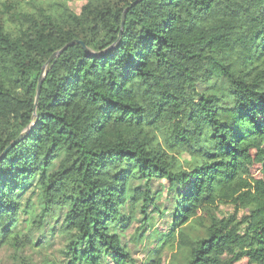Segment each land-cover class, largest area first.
<instances>
[{"label": "trees", "instance_id": "trees-1", "mask_svg": "<svg viewBox=\"0 0 264 264\" xmlns=\"http://www.w3.org/2000/svg\"><path fill=\"white\" fill-rule=\"evenodd\" d=\"M68 1L0 0V250L63 210L66 264H137L118 228L141 204L144 264H264V0ZM154 179L176 198L155 241L165 211L131 188Z\"/></svg>", "mask_w": 264, "mask_h": 264}, {"label": "rangeland", "instance_id": "rangeland-1", "mask_svg": "<svg viewBox=\"0 0 264 264\" xmlns=\"http://www.w3.org/2000/svg\"><path fill=\"white\" fill-rule=\"evenodd\" d=\"M44 1V0H37ZM69 7L77 14L81 12L83 6V0H69ZM181 161L187 160L188 156L183 155L180 157ZM27 187V190L22 194L21 203L22 205L31 198L32 202L37 205V196L39 190L35 187V184L32 182ZM132 189H142L150 188L151 197L155 200V203L165 211V215L160 217L158 212L155 211L154 207H150L148 214L153 217L155 220L154 228H149V224L146 225V234L145 239L155 230H158L161 233H167L171 229V222L173 213L176 206V198L174 191L168 188V182L166 180L154 179L150 183L144 181H132ZM41 211L40 207L37 205L36 212ZM233 212V207L231 206H221L220 207V216H227ZM62 210L60 217L57 219H48L46 221L45 227L42 232L34 231L33 239L36 243L40 242V247H27L23 250H16L12 245H6L0 250V264H19L21 257H27L31 264H42L45 259L56 262L60 264H66L67 258L65 256V247H66V237L61 234V224L63 222ZM122 214L130 215V204H127L122 208ZM28 216L23 215V212L20 215V221L16 226V230L25 232L29 227L27 221ZM141 204H139L135 209V220L132 222L130 228L123 231L121 228H118L119 234L122 237L124 244L128 245L129 250L132 253L133 258L136 260L137 264H144L150 255L151 248L149 243H140L137 240V234L141 229ZM119 227V226H118ZM158 233H153V240H157ZM144 239V240H145ZM153 243V242H152ZM172 254L166 252L163 258V264H169ZM104 264H112L109 259L104 260Z\"/></svg>", "mask_w": 264, "mask_h": 264}, {"label": "water", "instance_id": "water-1", "mask_svg": "<svg viewBox=\"0 0 264 264\" xmlns=\"http://www.w3.org/2000/svg\"><path fill=\"white\" fill-rule=\"evenodd\" d=\"M141 0H138L136 1L135 3H133L131 6H134L135 4H137L138 2H140ZM128 9L125 10L124 12V15H123V19H122V25H121V28L123 29L124 27V24H125V18H126V12H127ZM74 44H82V42L80 41H72L71 43H68L67 45H65L62 49H60L59 51L55 52L51 57L50 59L48 60V62L46 63V65L43 67V70H42V75H41V78L39 80V84H38V90H37V96H36V103L38 102V98H39V95H40V91H41V87H42V83H43V79L45 77V73H46V69H47V66L54 60V59H57L58 57H60L69 47L73 46ZM86 49V48H85ZM87 50V49H86ZM29 131H25L23 132L19 137L18 139L10 146L7 148V150L5 151V153L14 145H16L19 141H21L27 134H28ZM4 153V154H5ZM3 154V155H4Z\"/></svg>", "mask_w": 264, "mask_h": 264}]
</instances>
